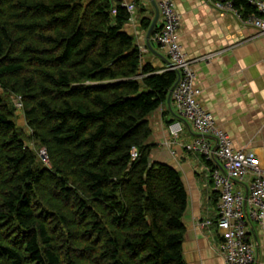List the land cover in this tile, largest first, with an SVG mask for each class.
Here are the masks:
<instances>
[{"label":"trees","instance_id":"1","mask_svg":"<svg viewBox=\"0 0 264 264\" xmlns=\"http://www.w3.org/2000/svg\"><path fill=\"white\" fill-rule=\"evenodd\" d=\"M124 1L0 0V264H187L188 192L150 143L178 75Z\"/></svg>","mask_w":264,"mask_h":264},{"label":"crops","instance_id":"2","mask_svg":"<svg viewBox=\"0 0 264 264\" xmlns=\"http://www.w3.org/2000/svg\"><path fill=\"white\" fill-rule=\"evenodd\" d=\"M154 1L159 7L161 0ZM124 2L135 4V0ZM175 3L182 16L179 41L183 51L194 60L196 83L202 90L200 102L231 136L234 147L254 152L264 169V35L248 24L242 13L219 10L207 0H175ZM141 6H136L137 21L130 22V30L144 53L145 62L152 63L159 71L167 70L169 61L158 53L167 56L154 40L155 33L163 26L162 15L150 38L152 50L147 44V34L156 7L153 0H141ZM144 18L151 19L148 28L142 23ZM177 119L172 101L155 110L150 117V143L152 160L178 170L188 192L184 257L187 264H225L220 249L222 231L216 223L219 192L204 157L185 149L197 132L187 126L176 142L170 136L168 126ZM250 181L248 176L238 182L237 189L247 192ZM206 220L212 223L199 226L200 221ZM249 236L257 245L255 264H264V226L252 221Z\"/></svg>","mask_w":264,"mask_h":264},{"label":"built area","instance_id":"3","mask_svg":"<svg viewBox=\"0 0 264 264\" xmlns=\"http://www.w3.org/2000/svg\"><path fill=\"white\" fill-rule=\"evenodd\" d=\"M207 1L219 10L241 15L234 0ZM248 2L257 12L245 20L264 35V0ZM123 6L130 13V22L135 23L136 5L124 2ZM159 10L163 26L155 33L154 40L169 60L167 70L176 71L178 75L171 91V101L178 119L168 126L169 134L175 142L187 126H191L198 134L185 144V149L204 157L219 192L216 223L222 231L220 249L225 256V264H255L258 251L256 243L249 236L250 223L256 221L264 226V169L254 152L234 147L231 136L218 126L213 114L200 102L202 90L196 83L194 60L183 51L179 41L182 16L176 10L175 0H161ZM14 102L17 108H23L21 97L16 96ZM42 156L48 158L45 149L42 150ZM132 156L134 159L138 156L136 149ZM248 176L251 180L248 191L238 190L237 183ZM211 223V220L200 221L199 226Z\"/></svg>","mask_w":264,"mask_h":264},{"label":"water","instance_id":"4","mask_svg":"<svg viewBox=\"0 0 264 264\" xmlns=\"http://www.w3.org/2000/svg\"><path fill=\"white\" fill-rule=\"evenodd\" d=\"M154 2V5L156 7V16H155V19L153 20L151 26H150V29L148 31V34H147V44L149 46L150 49L154 50L153 49V46L150 42V38H151V35H152V32L157 24V21H158V18H159V15H160V10H159V7L157 6V4L155 3V1L153 0ZM159 56H161L162 58H164L165 60H168V58H166L163 54L161 53H158ZM169 61V60H168ZM173 89V88H172ZM172 91V90H171ZM171 91H170V95H169V102L171 101ZM48 159V158H47Z\"/></svg>","mask_w":264,"mask_h":264},{"label":"rangeland","instance_id":"5","mask_svg":"<svg viewBox=\"0 0 264 264\" xmlns=\"http://www.w3.org/2000/svg\"><path fill=\"white\" fill-rule=\"evenodd\" d=\"M15 97L16 96L13 97L14 100H15ZM17 113L19 115V123L21 125H25V118H24L23 110L20 108H17Z\"/></svg>","mask_w":264,"mask_h":264}]
</instances>
